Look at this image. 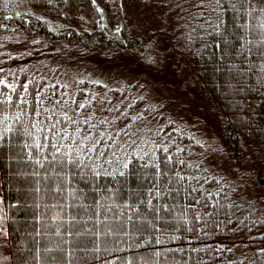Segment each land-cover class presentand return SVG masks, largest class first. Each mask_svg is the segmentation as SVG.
<instances>
[{
  "label": "trees",
  "instance_id": "trees-1",
  "mask_svg": "<svg viewBox=\"0 0 264 264\" xmlns=\"http://www.w3.org/2000/svg\"><path fill=\"white\" fill-rule=\"evenodd\" d=\"M96 1L106 20L80 28L44 15L65 0H0L10 264H264V0ZM164 72L210 103L234 173L151 133Z\"/></svg>",
  "mask_w": 264,
  "mask_h": 264
},
{
  "label": "rangeland",
  "instance_id": "rangeland-1",
  "mask_svg": "<svg viewBox=\"0 0 264 264\" xmlns=\"http://www.w3.org/2000/svg\"><path fill=\"white\" fill-rule=\"evenodd\" d=\"M53 23L59 25H72L87 27L104 23L103 13L96 0H65V3L57 11L43 12ZM96 66L98 74L88 76L90 80L107 82L106 78L112 71ZM115 68V67H114ZM76 71L73 65L70 73ZM76 74V73H74ZM76 76H79L76 74ZM85 76V75H83ZM148 83L155 101L153 105L166 102L163 109L164 119L160 118V111L155 116V121L150 127L151 133L162 129L165 120L176 129H183L188 136L193 137L198 144L199 152L191 151L195 159L199 160L205 168L210 167L213 171L232 174L235 172L234 164L231 162L230 150L220 137L221 131L218 126V115L212 109L202 94L193 88L183 74L179 79L169 75L167 72L158 75V80ZM145 90L146 87L144 85ZM153 90V91H152ZM141 95V94H139ZM238 175V174H237ZM7 236L0 233V264H10Z\"/></svg>",
  "mask_w": 264,
  "mask_h": 264
}]
</instances>
